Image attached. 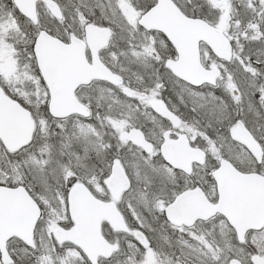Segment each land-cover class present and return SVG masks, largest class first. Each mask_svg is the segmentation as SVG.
I'll use <instances>...</instances> for the list:
<instances>
[{
	"label": "snow or ice",
	"instance_id": "obj_1",
	"mask_svg": "<svg viewBox=\"0 0 264 264\" xmlns=\"http://www.w3.org/2000/svg\"><path fill=\"white\" fill-rule=\"evenodd\" d=\"M0 264H264V0H0Z\"/></svg>",
	"mask_w": 264,
	"mask_h": 264
}]
</instances>
